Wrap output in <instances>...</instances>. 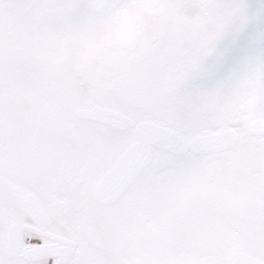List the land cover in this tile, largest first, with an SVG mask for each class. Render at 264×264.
Listing matches in <instances>:
<instances>
[{"label": "snow or ice", "instance_id": "1", "mask_svg": "<svg viewBox=\"0 0 264 264\" xmlns=\"http://www.w3.org/2000/svg\"><path fill=\"white\" fill-rule=\"evenodd\" d=\"M0 264H264V0H0Z\"/></svg>", "mask_w": 264, "mask_h": 264}]
</instances>
